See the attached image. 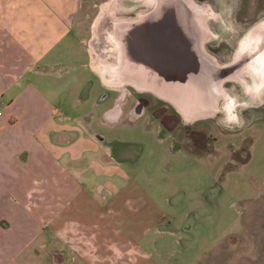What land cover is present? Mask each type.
Segmentation results:
<instances>
[{"label":"crops","instance_id":"1","mask_svg":"<svg viewBox=\"0 0 264 264\" xmlns=\"http://www.w3.org/2000/svg\"><path fill=\"white\" fill-rule=\"evenodd\" d=\"M76 10V0H0V264H124L114 240L132 238L119 232L135 218V156L163 135L172 143L138 101L136 59L120 66L134 78L94 67ZM263 27L248 29L224 62L200 50L210 63L199 72L205 80L186 86L191 104L217 109L229 95L224 82L240 81L264 54ZM126 31L130 48L135 32ZM174 31L182 45L184 23ZM241 40L247 48L238 51ZM139 250H130L135 262Z\"/></svg>","mask_w":264,"mask_h":264},{"label":"rangeland","instance_id":"2","mask_svg":"<svg viewBox=\"0 0 264 264\" xmlns=\"http://www.w3.org/2000/svg\"><path fill=\"white\" fill-rule=\"evenodd\" d=\"M76 7L74 17L91 58L95 53L92 41L100 53L112 49L110 41L103 46L101 39L107 28L114 27L110 26L113 18L132 26L152 16L153 7H167L168 24L184 23L179 37L185 42L176 44L172 40L176 32L167 28L160 32L162 40L151 43V48L160 51L164 67L195 60L193 77L183 71L168 75L169 81L178 78L186 90L185 86L196 84L200 77L205 80L199 76L201 69L206 73L210 63L204 53L224 62L245 32L264 18V0H76ZM99 22L101 35L95 31ZM122 33L126 38L127 31ZM148 34L153 35L149 30L138 37L131 35L132 43ZM135 47L136 68L147 70L136 96L146 112L166 129L172 143L163 135L161 142L150 143V154L135 156V218L120 222L121 230L127 232H119L120 236L129 232L132 238L114 240L124 264H264V90L258 98H250L231 78L223 84L229 92L226 110L220 107L221 98L214 112L185 117L159 96L158 90L168 92L166 85L159 84L156 60L150 62V58L148 66L142 65L138 61L141 52L137 57ZM137 47L139 50L141 46ZM177 51L183 60L175 59ZM111 53L105 55L109 61L113 60ZM122 53L128 50L123 48ZM90 74L96 77L91 70ZM251 82V78L244 79L247 85ZM124 85L128 86H119ZM229 109L235 110L241 123L224 126L223 114ZM134 140L140 141L137 134ZM171 144H177L181 151ZM140 234L144 238L139 239ZM134 246L140 248L136 262L130 256ZM144 252L147 263L140 255Z\"/></svg>","mask_w":264,"mask_h":264},{"label":"bare ground","instance_id":"3","mask_svg":"<svg viewBox=\"0 0 264 264\" xmlns=\"http://www.w3.org/2000/svg\"><path fill=\"white\" fill-rule=\"evenodd\" d=\"M104 14H101L100 20L101 18H103ZM150 17L148 18H144L143 22L138 21L135 25L130 26L129 23H124L121 22L117 19H112L110 26H114V27H110L107 28L105 30V37L103 35V38L101 39V44L104 46L105 44H108V42L110 41V44L112 46V49L109 50L107 49L106 52H101L99 51L98 47L96 46L95 41H92V45L95 48V53L94 51L92 52V63L93 66L96 67L97 69H99L101 72H105L106 69H109V71L107 70L106 72H108V74H110L111 78H113V74L115 72H117V67H120L121 65H123L122 63L123 58L124 57H129L131 56L132 59L136 58L135 55L133 54V45H131V47H128V37L123 38L124 35L122 33L123 30H128L129 32H131V30H134L136 37H138L139 33H141L143 30H149V32H152L153 35L148 34L146 36H143V39L141 38L140 40L136 38V40L134 39L133 44L136 46V54L138 57V53L137 52H141L140 57H138V61L142 64V65H149V59L150 62L156 60V62L158 63V65H155L157 71L160 72V74L162 75L161 79L165 76V74H170L171 76L174 75V73L180 74L188 72V75L192 76L193 72H196V64L194 62H191L189 59H186L185 63H181L178 62L176 63L175 67H169L165 65L164 67V60L161 61L160 57H161V53L158 50H154V48H151L152 44H158V40H162L161 37V33L162 31H165L167 28L169 31L173 32L174 31V26L175 24H168V9L167 7H153V10L151 12ZM115 20V22H114ZM101 22H99L98 24H96V34L101 35L100 33V28L99 27ZM126 24V25H125ZM129 24V25H128ZM257 26H264V20L261 21V23H259L258 25H256L254 28L249 29L250 31H253L254 29H256ZM152 30V31H151ZM146 33H142L141 35H144ZM250 34V33H249ZM248 34V35H249ZM99 35V36H100ZM260 36L261 39L264 42V27L262 29V31L260 32ZM246 38V37H245ZM97 41V39H96ZM136 42V43H135ZM95 43V44H94ZM245 42L243 40H241V42L239 43V50H243V48L246 47V44H244ZM137 44H139L141 47L138 50ZM255 44H253L252 46H254ZM124 50L127 49L130 53H122ZM247 48V47H246ZM130 49V50H129ZM112 56L113 59H115L116 63H112L111 61H109L108 59H106V54H109ZM177 56H175V59L177 60H183L184 56L182 57L181 51H177L176 53ZM181 55V56H180ZM177 57V58H176ZM180 58V59H179ZM183 58V59H182ZM141 59V60H139ZM165 59V58H164ZM137 60V59H136ZM166 60V59H165ZM180 60V61H181ZM147 61V62H146ZM119 63V64H118ZM110 66V67H109ZM139 71V72H138ZM242 75L240 76V81L237 79V81L240 83H242L240 85V87L242 86L241 91L244 94H247L248 96H250V98H258L259 95L262 93V91L264 90V54L257 60V62H252V63H248L246 65V67L242 70ZM120 72L125 74V75H131V77L134 78L133 76V70L131 69L130 71H124L122 72V69L120 67ZM138 74L136 73L135 76L136 78H134L135 80H132V83L137 87L140 88L142 87V82L140 81L142 78V76L144 77V79H146V72L147 70L142 69L141 71V67L139 69H137ZM141 72H144L145 75H142ZM239 75V74H238ZM124 77V76H123ZM121 78V80H124V78ZM148 78L150 79V77L148 76ZM246 78L249 80V78H251V80L253 82L250 83V85H247L244 83V79L246 80ZM126 79V78H125ZM153 79V78H152ZM160 79V80H161ZM178 78L173 79L171 78L172 81H167V83H165L166 85V90H167V95L170 96L171 99H173L176 103V106L178 107V109H180V111L185 115V117H192L194 118V116L196 115H208L209 113L207 111L208 107H205L204 103H197V104H191L190 102V97H188L189 92H185L187 90H185L184 86H181L179 82H177ZM112 80V79H111ZM149 82V81H148ZM166 82V81H165ZM250 82V81H249ZM160 84V83H159ZM160 86L162 87V84H160ZM186 87V86H185ZM158 92H160V90H158ZM225 98L226 96L222 97L221 100V108L226 110V105H225ZM201 100V99H200ZM194 106V107H193ZM232 108V105L229 107Z\"/></svg>","mask_w":264,"mask_h":264},{"label":"clouds","instance_id":"4","mask_svg":"<svg viewBox=\"0 0 264 264\" xmlns=\"http://www.w3.org/2000/svg\"><path fill=\"white\" fill-rule=\"evenodd\" d=\"M224 126L229 127L232 124H239L241 123L238 114L235 112L234 109H229L224 114Z\"/></svg>","mask_w":264,"mask_h":264}]
</instances>
